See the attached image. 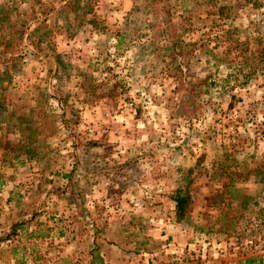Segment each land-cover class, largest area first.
Returning <instances> with one entry per match:
<instances>
[{
  "label": "rangeland",
  "instance_id": "rangeland-1",
  "mask_svg": "<svg viewBox=\"0 0 264 264\" xmlns=\"http://www.w3.org/2000/svg\"><path fill=\"white\" fill-rule=\"evenodd\" d=\"M263 38L264 0H0V264H264Z\"/></svg>",
  "mask_w": 264,
  "mask_h": 264
},
{
  "label": "trees",
  "instance_id": "trees-1",
  "mask_svg": "<svg viewBox=\"0 0 264 264\" xmlns=\"http://www.w3.org/2000/svg\"><path fill=\"white\" fill-rule=\"evenodd\" d=\"M204 1H206V0H204ZM257 6L258 5L256 3L251 5L252 8H257ZM238 8H236L234 5L222 4L218 7L217 10H218V13L221 15V18L223 20H225L226 18L230 17L231 15H236ZM224 14L226 16H224ZM228 39H230V37H228ZM232 43H233V45L230 48L233 50V52L230 50H227V53L224 56V57H226L225 62L228 65H230L231 68L239 69V67L248 65L247 62H249L250 60L255 59V57H253L251 55V52L248 51V47L250 45V42L248 40L240 41L238 39H233ZM261 43L264 44V38L261 40ZM261 53H262V55L264 54L263 51ZM214 58H215V56H214ZM229 58H231V59H229ZM0 77H1V75H0ZM9 81H10V74H9ZM204 82L207 84L208 79L205 78ZM179 83H180V81H179ZM209 85L210 84H208V86ZM24 117L25 116H20V117L17 116L18 123L25 125V127H23V129H22V133H20V136L23 137V146L25 148H27V150H25V154H27L28 156H30V155L32 156L34 154V152L36 151V146H33L34 142H35L34 128L30 125L31 123L28 122ZM24 131H25V133H23ZM39 135L43 136L41 131L39 132ZM189 173H191V171H189ZM221 173H223V171H221ZM169 199L175 204L176 215H177L178 219L182 220L183 218H185V213H186V210L189 207V203H190L189 192L186 191L185 188H182V187L177 188L171 192ZM229 201H231V198L229 199ZM29 221H31V220H29ZM21 224H22V222H17L16 224H14L12 226V228H13L12 232H15L18 229H20ZM98 261H99V264H102V260L99 259ZM261 263H262L261 260H259L258 264H261ZM246 264H253V260H247Z\"/></svg>",
  "mask_w": 264,
  "mask_h": 264
}]
</instances>
